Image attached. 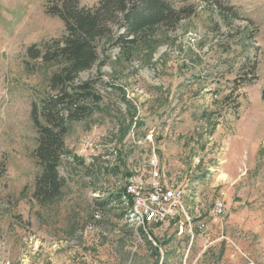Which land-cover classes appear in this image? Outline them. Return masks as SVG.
<instances>
[{"label": "rangeland", "instance_id": "obj_1", "mask_svg": "<svg viewBox=\"0 0 264 264\" xmlns=\"http://www.w3.org/2000/svg\"><path fill=\"white\" fill-rule=\"evenodd\" d=\"M167 1L194 13L154 48L124 61L107 45L78 74L94 81L98 109L70 124L65 187L40 205L30 109L57 68L25 61L64 25L46 0H0V264H264V0ZM154 167L185 189L191 232L185 215L182 230L124 219L117 194ZM217 200L223 218L211 215Z\"/></svg>", "mask_w": 264, "mask_h": 264}, {"label": "trees", "instance_id": "obj_2", "mask_svg": "<svg viewBox=\"0 0 264 264\" xmlns=\"http://www.w3.org/2000/svg\"><path fill=\"white\" fill-rule=\"evenodd\" d=\"M79 3L80 0H46L45 12L62 21L64 34L31 45L25 61L33 62L31 67L57 68L47 79L49 91L38 102L33 101L30 109L36 132L32 155L40 168L32 198L40 205L54 203L65 187L59 167L68 155L64 141L70 124L98 109L100 96L94 90V81L77 84L78 74L90 70L107 45L117 47L124 61H129L141 47L154 48L157 32L174 30L194 13L191 6L176 8L167 0H98L89 8ZM218 9L225 17L234 15L227 6L219 5ZM262 99L264 102V93ZM119 197L117 194V202Z\"/></svg>", "mask_w": 264, "mask_h": 264}, {"label": "built area", "instance_id": "obj_3", "mask_svg": "<svg viewBox=\"0 0 264 264\" xmlns=\"http://www.w3.org/2000/svg\"><path fill=\"white\" fill-rule=\"evenodd\" d=\"M184 196V188L166 181L160 175L159 170L154 167L149 172V180L141 176L128 182L123 187L118 203L123 209L126 222L136 229L146 232L149 226L168 222L182 230L185 223L182 221V215L187 217L182 206ZM225 214L226 208L223 201L217 200L212 204L213 218H223ZM186 221L191 232L188 217ZM198 228L203 230L205 225L201 223Z\"/></svg>", "mask_w": 264, "mask_h": 264}]
</instances>
